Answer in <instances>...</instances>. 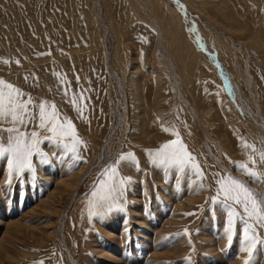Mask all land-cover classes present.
<instances>
[{
	"label": "rangeland",
	"instance_id": "1",
	"mask_svg": "<svg viewBox=\"0 0 264 264\" xmlns=\"http://www.w3.org/2000/svg\"><path fill=\"white\" fill-rule=\"evenodd\" d=\"M0 80V91L12 84L32 100L15 127L41 132L46 154L18 175L0 158V264L248 260L243 224L229 245L227 212L211 197L228 175L264 196V177L238 167L264 174V0H0ZM43 101L85 142L75 155L62 146L70 136L43 140L52 135L38 127ZM10 127V116L0 119ZM174 131L204 179L151 162L147 150L176 140ZM8 135L0 131L5 147ZM113 165L118 188L131 180L112 194L111 213L90 216ZM253 256L248 264H264V245Z\"/></svg>",
	"mask_w": 264,
	"mask_h": 264
},
{
	"label": "snow or ice",
	"instance_id": "2",
	"mask_svg": "<svg viewBox=\"0 0 264 264\" xmlns=\"http://www.w3.org/2000/svg\"><path fill=\"white\" fill-rule=\"evenodd\" d=\"M4 83V81L0 80V85ZM7 88L11 91L8 93L0 91V119H6L10 116L13 127L0 129V131L9 133L6 147L2 139H0V158L7 157L10 174H22L25 170L34 172L33 155H46L40 149L42 142L41 132L32 131L27 133L15 127L17 124H25L26 118L24 114L29 112V105L32 104V100L29 99L26 103L22 102L18 99L20 96L19 88H15L12 84H7ZM5 99L7 103H5ZM48 104V101H43L37 105L39 108V129L52 134L51 136L44 135L43 140L60 144V138L70 136L73 138L71 147L68 144H63L62 146L75 155L77 146L85 144V142L79 138L70 120L65 123L59 120L55 104H51V112L48 111ZM77 112H82V109L77 107ZM32 118L35 119L36 117L33 116ZM165 131L168 130L165 129ZM172 134L177 137L176 140L164 143L159 149L155 150L154 154L152 150H147L149 155L153 157L151 162L158 166L177 167L181 172L191 170L199 179H204V172L196 162V158L187 150V146L180 139L179 132L174 131ZM247 147L251 148L253 146L247 145ZM249 159L253 164L256 163L251 157ZM260 159L264 160V153L261 154ZM238 167L257 182H260L262 177H264V174H258L246 163H239ZM105 175L109 176V180L112 183L105 181L102 187L106 188L107 195L100 197V200L94 205L95 210L90 211V216L103 217L106 213H111L114 210V206L118 203V197L112 194L119 192L122 195L125 182L131 180V177L120 178L118 188L116 186L117 169L115 165L110 170H107ZM215 183L217 187L215 195L211 197V201L213 204H221L227 212V220L223 228L224 235L229 245H231L234 236H236L237 220L243 224L241 251L248 252V260L245 261V264H248V261L254 259L253 252L256 250L257 245H264V239H261L256 231L257 226L264 228V196L255 193L248 184L232 175L219 176ZM200 187L203 188L204 185L201 184ZM93 195L95 196L96 193L94 192ZM236 205L242 208L243 215L236 210ZM119 207L122 210L123 206L119 205ZM186 215H193V213H187Z\"/></svg>",
	"mask_w": 264,
	"mask_h": 264
},
{
	"label": "bare ground",
	"instance_id": "3",
	"mask_svg": "<svg viewBox=\"0 0 264 264\" xmlns=\"http://www.w3.org/2000/svg\"><path fill=\"white\" fill-rule=\"evenodd\" d=\"M153 5H154V4H153ZM155 5H156V7H157V3H156ZM169 7H170V6H169ZM169 19H172V18L170 17ZM176 21H177V20H176ZM179 21H180V20H179ZM170 22H171V20H170ZM172 22H173V21H172ZM177 23H178V22H176V26L178 25ZM181 23H182V22H181ZM182 24H183V23H182ZM180 25H181V24H180ZM173 26H175V24L172 25V27H173ZM178 26H179V25H178ZM168 27H169V26H168ZM179 27H180V26H179ZM174 28H175V27H174ZM174 28H173V29H174ZM176 28L178 29V27H176ZM169 29H170V28H169ZM173 29H171V30L173 31ZM174 30H175V29H174ZM179 30H180V29H179ZM179 30H178V31H179ZM182 30H184V29H182ZM170 32H171V31H170ZM176 32H177V31H176ZM181 32H182V31H181ZM181 32H180V33H181ZM183 32H184V31H183ZM183 32H182V33H183ZM171 33H172V32H171ZM180 33L178 32L177 34H180ZM182 33H181V35H182ZM185 33H186V32H185ZM185 33H183V34H185ZM168 34H169V32H168ZM167 36H168V35H167ZM172 36H173V35H172ZM172 36H171V37H172ZM177 36H178V35H177ZM184 36L186 37V34H185ZM173 37H174V36H173ZM182 37H183V36H182ZM169 38H170V37H169ZM176 38H177V37H176ZM172 39H173V38H172ZM183 39H184V38H183ZM185 39H186V38H185ZM185 39H184V40H185ZM181 40H182V39H181ZM186 40H187V39H186ZM186 40H185V41H186ZM176 41H178V40H176ZM176 41H175V42H176ZM180 42H181V41H180ZM180 42H179V43H180ZM177 43H178V42H177ZM177 43H176V44H177ZM187 43H188V42H187ZM246 43H248V42H246ZM249 43H250V42H249ZM172 44H173V46L175 45L174 42H173ZM251 44H252L254 47H256V48H258V49L260 50V47L258 46V42L254 41V43H251ZM177 45H179V44H177ZM181 45H183V44H181ZM169 46H170V45H169ZM185 46H186V45H185ZM176 47H177V46H176ZM181 47H182V46H181ZM181 47H179V48H181ZM172 48H173V47H172ZM177 48H178V47H177ZM187 48H188V47H187ZM188 49H190V48H188ZM190 50H191V49H190ZM178 51H179V50H178ZM178 51H177V52H178ZM181 51H182V50H181ZM183 51H184V49H183ZM188 51H189V50H188ZM260 51H261V50H260ZM179 56H180V55H179ZM182 56L184 57V55H182ZM182 56H181V57H182ZM186 56H187V54L185 55V58H186ZM188 56H189V55H188ZM178 58H180V57H178ZM196 60H197V58H196ZM191 61H192V63H193V60H191ZM192 65H193V64H192ZM72 187H73V186H72ZM11 225H12V224H11ZM15 227H16V226H15ZM72 258H73V257H72Z\"/></svg>",
	"mask_w": 264,
	"mask_h": 264
}]
</instances>
